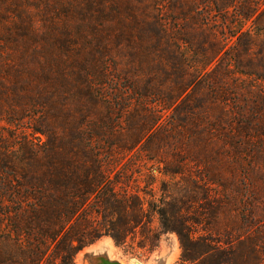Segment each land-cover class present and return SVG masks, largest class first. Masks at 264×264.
Here are the masks:
<instances>
[{
	"label": "trees",
	"instance_id": "1",
	"mask_svg": "<svg viewBox=\"0 0 264 264\" xmlns=\"http://www.w3.org/2000/svg\"><path fill=\"white\" fill-rule=\"evenodd\" d=\"M118 1L74 2L99 14V22L114 14L117 27L107 31L127 39L125 74L131 78L107 61L110 52L103 43L111 36L87 44L83 32L76 42L72 35L63 40L54 31H30L15 55H7L4 45L16 42L0 39V264H74L80 251L103 237L124 246L154 215L163 231L178 234L180 264H264L262 233L246 232L256 226L253 209L242 217L240 207L233 206L223 228L218 219L225 211L215 206L199 211L148 203L131 187L128 166L116 161V154L136 152L139 145L147 150L161 130L170 138L175 132L183 137L179 128L188 120L182 111L196 121L199 109L208 116L206 98L197 96L203 80L198 78L227 66L233 79L243 75L264 82V0H125V22ZM70 2H58L60 9ZM97 32L102 38L103 30L93 29ZM225 81L209 89L211 104L227 87ZM212 107L211 127L244 121L242 114L230 120ZM133 109L143 112V128L124 140L133 123L126 113ZM23 119L30 132L19 127ZM123 122L129 128L125 134L119 131ZM176 169L166 165L165 171L180 173ZM203 219L222 229L202 233ZM157 239L158 234L148 239L151 247Z\"/></svg>",
	"mask_w": 264,
	"mask_h": 264
},
{
	"label": "rangeland",
	"instance_id": "2",
	"mask_svg": "<svg viewBox=\"0 0 264 264\" xmlns=\"http://www.w3.org/2000/svg\"><path fill=\"white\" fill-rule=\"evenodd\" d=\"M4 1L9 2L8 4L0 3V12H5L3 18L0 17V39L9 37L13 42H16L15 44L7 43L8 46L4 45V51L8 52L7 55H15V47L19 46L20 48L21 44L24 46L25 42L29 41L30 37L24 35L30 34V31L37 35L49 34L54 31L63 40L72 35L76 42L78 41L77 35L83 32L86 39H82V41L87 44L89 42L98 44V39L104 41V38L110 39L111 36L112 41L106 40L105 44L103 43L104 47L107 46L108 53L110 52V55L106 57L107 61L112 64L111 66H117L120 74L131 78V74H125L130 69L127 67L129 65L127 39L123 38L124 34L122 35L121 32H114L111 35L107 31L109 26L117 27L118 20L114 14H107L105 19L99 22V14L89 13L83 6L77 5L75 0H71L72 5H67L65 7L67 9H60L58 2L61 0ZM106 1L114 2V0ZM118 2L121 4L122 10L120 18L125 22L128 19L127 13L124 12L125 0ZM48 4L52 7L47 8ZM93 29L103 30L102 38L98 32L93 33ZM34 46L36 45L34 44ZM189 66L186 67V70L191 74L194 67ZM115 67L111 68L112 71L115 70ZM226 69H228L227 66L221 67L218 68L215 75L198 78L203 80L197 96L199 100L201 98L203 100V97L206 98L204 104H206L205 109L208 111V116H205L203 110L199 109L196 112L197 115L201 113L200 120L196 121L192 117H187V114L182 111L181 118L184 117L188 120L184 123L183 129L179 128L181 132L184 130L183 137L179 139L178 133L175 132L172 134L174 137L170 138L169 133L161 130V132L155 133V137L151 141L153 143L151 146L148 145L147 150H142L139 145L138 149L134 150L136 152L124 155L116 154V161L128 166L127 176L131 178V187L133 190L139 191L148 203L156 202L158 206H168V204L182 207L193 206L199 211L204 206H215L225 211V213L220 212L218 219L223 228L229 226L233 216L232 211L235 208L233 206L240 207L239 215L242 217L243 212L249 214L250 217L253 209L256 226L246 232L249 234L257 229V232L262 233L259 236V240L262 241L258 243L261 245L260 250L264 256V82L256 77L243 75L240 76V79H233L231 72H227ZM115 72L113 74L118 76V72L116 74ZM224 72L228 75H223ZM143 79L146 81L148 77H143ZM219 80H227L225 81L227 87L211 104L213 97L208 92L211 86L219 85ZM123 81L125 82L124 79ZM122 87H124L123 84ZM123 93L127 96L126 91ZM127 97L135 98L130 94ZM190 101L191 104L196 105L195 100L191 99ZM254 102H260L261 107ZM131 104L135 108L139 103ZM211 105L217 113H223L230 120H233V116L236 114V118L241 114L244 115L243 123L227 124L223 122L221 127L216 125L211 127V116L209 115ZM117 115L121 118L124 117L122 114ZM142 115L143 112L138 109L126 113L133 123L128 136L123 138L124 140L132 138L134 130L138 133L143 128ZM78 116H81V113ZM98 118L96 115L93 116L95 120ZM19 125L21 129L30 132L28 119H23ZM4 126L10 125L4 123ZM127 129L129 128L126 122L120 124V132L125 134ZM142 132L140 131L139 134ZM166 165L169 168H178L176 170H179L180 173L166 172ZM130 166L132 170L129 169ZM229 210L231 212L228 214ZM242 217L241 219H243ZM203 222L204 225L200 226L202 233L222 229H213L210 225L205 224L204 219ZM145 231L149 234H146ZM145 231L138 228L124 246H118L111 237H103L80 251L75 257L74 264L181 263L183 249L179 236L175 232L163 231L159 215L153 216L152 222L147 224ZM157 234L156 246L151 247L148 239L154 238Z\"/></svg>",
	"mask_w": 264,
	"mask_h": 264
}]
</instances>
